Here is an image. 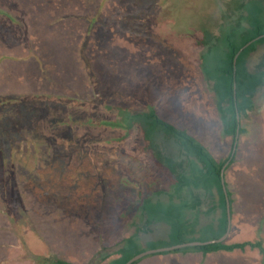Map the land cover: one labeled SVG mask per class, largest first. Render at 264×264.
<instances>
[{"label": "rangeland", "instance_id": "1", "mask_svg": "<svg viewBox=\"0 0 264 264\" xmlns=\"http://www.w3.org/2000/svg\"><path fill=\"white\" fill-rule=\"evenodd\" d=\"M227 1L0 0V147L9 140L7 163L0 160V264H107L102 255L134 231L147 198L146 206L158 201L163 208L189 200L188 189L168 185L151 161L143 127L113 124L151 108L205 148L218 143L225 156L230 147L223 242H260L263 251L203 254L184 247L138 264H264V87L232 148L204 67L203 32L219 35ZM222 41H211L214 57L226 53ZM263 55L264 44L250 55V70ZM162 135L156 144L174 162L184 160L188 174L194 156L185 151L179 159L177 143ZM208 204L198 215L187 208L180 219L199 242L218 235L221 213L204 212ZM163 225L159 219L153 232L139 233L141 245L170 247Z\"/></svg>", "mask_w": 264, "mask_h": 264}, {"label": "trees", "instance_id": "2", "mask_svg": "<svg viewBox=\"0 0 264 264\" xmlns=\"http://www.w3.org/2000/svg\"><path fill=\"white\" fill-rule=\"evenodd\" d=\"M224 6L225 9L222 10L218 22L219 35H212V32L206 28L203 32L205 33V38L202 45H208L206 46L208 49L205 55L209 65H204V67L209 66V69H205L207 75L206 80L213 83L212 89L217 96V107L221 114L220 121L222 130L225 136L232 138L231 146L234 148L237 135L241 133L242 130L241 120L249 116V112L254 108V98L256 94L264 87V55L253 70H250L248 67L250 55L257 50L258 46L264 44V0H230L227 1ZM220 38H223L222 45L226 53L223 55L219 53V57H214L213 50H211V41L213 39L219 41ZM97 122V119L93 121L95 124H97ZM136 122L143 127L146 139L148 141L150 140V144H153L150 148L151 161L153 164L156 165L162 175L165 176L168 185H176L175 188L179 193L184 189H188L187 199L189 200H182L180 204H178V207L170 200L167 203L168 207L163 208L164 205L160 204L158 201L155 203L157 204L156 207H153V205L146 206L147 203H151L150 200H152L147 198V203H143L142 209H140L139 206L137 207V209H139L136 210V221L132 223L134 231L129 236L122 239L120 246L113 253L102 255V259L107 260V264H126L136 255L149 250L151 248L149 243L146 241L143 242L145 244V247H143L138 234L142 233L145 235L151 233L152 226L155 225L159 219L168 226L167 237L169 242L167 246L199 242V240L194 238L192 229H187L183 222L181 224L180 219L187 208L190 211L194 210L193 212H197L198 215L205 202L209 203V206L206 211H202L211 214L217 209L221 213L218 218L216 229L218 235L213 239H219L228 230V201L226 199L228 191L227 194L224 192L222 181L225 179V175L222 174V169L227 162L229 165L233 162V154L230 153L223 161L216 162L206 148L190 136L186 130L179 129L160 119L152 108L144 113L131 112L125 119L120 118L116 122H113V124L117 128L126 125L127 128L130 129L131 127L134 128ZM100 124L107 125L108 122L102 120V122H98L99 126ZM12 129L14 131L13 136H15L17 130L14 125ZM162 132L165 134L162 135ZM160 135L168 141L173 140L177 143L178 149L180 150L177 154L179 159L181 158L180 153H185V151L188 156L190 154L194 156L195 160H192L191 163L189 162L190 168L188 169L191 170L188 174L185 171L188 164L186 165L185 162H183L184 160H181V162H174V159L170 157L173 156V154H170L162 143L158 142V144H156V138ZM8 136L10 145H12L14 141L13 136L11 133H9ZM7 142L9 143V140H7ZM8 143L5 142L4 145L0 147V160L5 161V163H7V161L4 160V153L7 150L6 146ZM10 155L13 157L14 154L11 153ZM156 191L162 190L158 189ZM207 198H209V200H207ZM170 199L174 198L172 197ZM174 200H176V197ZM155 213H161L162 216L156 219ZM188 218H186V224L189 222ZM188 230L191 231V233L188 232ZM204 241L207 242L208 240ZM247 247L258 249L261 252L263 251L260 242L225 244L222 241L219 243L189 246L185 248H189L193 252L207 254L220 250H243ZM155 248L156 247H153V249ZM164 252L178 253L182 252V248ZM142 258L132 264H138ZM52 264L73 263L56 259L52 261Z\"/></svg>", "mask_w": 264, "mask_h": 264}, {"label": "water", "instance_id": "3", "mask_svg": "<svg viewBox=\"0 0 264 264\" xmlns=\"http://www.w3.org/2000/svg\"><path fill=\"white\" fill-rule=\"evenodd\" d=\"M225 167H226V165L222 169V174H224ZM222 183L224 185V192L227 194V189H226V186H225L224 179H223ZM227 198H228V196H227ZM227 201H228L227 212H228V215H230L229 198H228ZM227 234H228V230L226 231V234L221 239H218V240H212V241H207V242H190V243H184V244H180V245L170 246V247L163 248V249L147 250V251H144V252L140 253L139 255H136L130 261H128L126 264H132L135 261L139 260L140 258H142L144 256H147V255H150V254H154V253H160V252H164V251H173L175 249H180V248L189 247V246H201V245H206V244H211V243H219V242L223 241V239L227 236Z\"/></svg>", "mask_w": 264, "mask_h": 264}, {"label": "crops", "instance_id": "4", "mask_svg": "<svg viewBox=\"0 0 264 264\" xmlns=\"http://www.w3.org/2000/svg\"><path fill=\"white\" fill-rule=\"evenodd\" d=\"M263 88V87H262ZM250 113V112H249ZM262 114H264V106H263V110L261 111V114H260V116L262 115ZM250 116V115H249ZM259 116V117H260ZM259 117H256V116H253L252 118H253V120L255 121L256 119H258ZM248 118V117H247ZM247 118H243L242 120H241V122L242 123H244V121L247 119ZM254 121H252L251 123H250V125L254 122ZM243 129H245V126H243ZM222 132H223V130H222ZM212 141V140H211ZM230 145V144H229ZM228 145V146H229ZM232 147V146H231ZM206 148L208 149V151H209V153L212 155V157H213V159L217 162H220L221 160H223V159H226L228 156H229V151H230V147H228V152H226L225 154V156H223V154H224V152H220V151H218V148H219V145H218V143H212V142H210V144L208 145V146H206ZM181 161V160H180ZM228 166H229V164H227L226 165V167H225V170H226V168H228ZM224 170V171H225ZM224 175H225V172H224ZM227 187V186H226ZM231 209V208H230ZM233 209V208H232ZM234 210V209H233ZM220 213V212H219ZM220 217V216H219ZM203 218H204V216H202L201 217V221L203 222ZM164 226V228H167V231H168V226L165 224V225H163ZM163 228V229H164ZM156 230H159L160 228H159V226H157L156 228H155ZM162 229V228H161ZM162 229V230H163ZM155 231V230H154ZM152 232H153V229H152ZM168 233V232H167ZM178 253H181V252H178ZM145 257V256H144ZM143 257V258H144Z\"/></svg>", "mask_w": 264, "mask_h": 264}]
</instances>
